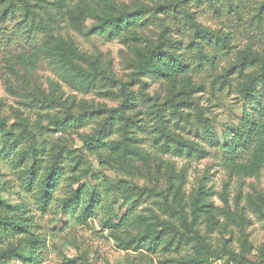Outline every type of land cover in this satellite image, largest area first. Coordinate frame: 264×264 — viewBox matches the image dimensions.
<instances>
[{
    "label": "rangeland",
    "instance_id": "obj_1",
    "mask_svg": "<svg viewBox=\"0 0 264 264\" xmlns=\"http://www.w3.org/2000/svg\"><path fill=\"white\" fill-rule=\"evenodd\" d=\"M124 11L167 27L175 83ZM0 199L3 264H264V0H0Z\"/></svg>",
    "mask_w": 264,
    "mask_h": 264
},
{
    "label": "trees",
    "instance_id": "obj_2",
    "mask_svg": "<svg viewBox=\"0 0 264 264\" xmlns=\"http://www.w3.org/2000/svg\"><path fill=\"white\" fill-rule=\"evenodd\" d=\"M143 9H147L146 7H143ZM162 11L165 13H170L171 8L162 7ZM104 25L109 28V30L113 34L119 35L123 41L128 45L129 51L135 56L136 58V66L138 72L141 73H154L157 74L166 80H168L170 83H175L176 80L179 78L178 75V65L177 61L173 60L172 57L168 54V48H169V41L166 40L164 36V32L166 31L167 27H164L163 34L160 37V40L158 44L154 46L145 45L144 38L136 33V28H143L147 26L148 21L143 17L142 14H135L134 12H128L124 11L120 13L119 15H113L111 13H107L105 19L103 20ZM143 46V47H141ZM60 60H62L65 65H67V56L65 53L60 54ZM247 59H245L246 62ZM261 57L260 55H252L251 57V63H255L257 61H260ZM71 62V61H69ZM249 62V63H250ZM248 63V61H247ZM188 82L191 85V81L187 79ZM133 98L130 97L129 94H127V97L123 103L124 106H131L133 103ZM121 112V111H119ZM110 119H118L120 120L122 118L121 113H118V109L114 108L111 110ZM204 121L208 124V119L204 118ZM104 126H100L99 129L90 137L86 139L87 145L92 144V140H95L98 138L100 133L103 132ZM211 128V127H209ZM130 151H136L133 149H129ZM76 196V194H74ZM68 200L65 204L67 206L69 205ZM0 204L8 209H14L15 206L5 202L4 200L0 199ZM24 226V223L19 222L16 215H13L11 217H4L0 215V232H16L21 233L23 232L22 227ZM146 233H149V230L146 229ZM1 235V234H0ZM143 236L139 238V241L141 242ZM150 238H154L157 242L162 241V238L160 235H154L150 234ZM35 240L34 238L29 239L27 242L29 244H32ZM22 249V246L18 243L9 242L8 247L5 250L0 251V264H3L1 262V257L11 256L13 254H17L19 250Z\"/></svg>",
    "mask_w": 264,
    "mask_h": 264
}]
</instances>
